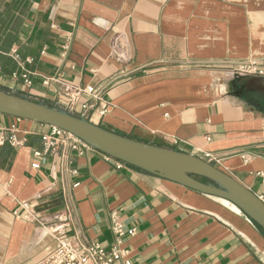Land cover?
Returning <instances> with one entry per match:
<instances>
[{"label": "crops", "instance_id": "0c3cea01", "mask_svg": "<svg viewBox=\"0 0 264 264\" xmlns=\"http://www.w3.org/2000/svg\"><path fill=\"white\" fill-rule=\"evenodd\" d=\"M117 38L127 62L111 56ZM249 58L264 68V0H0V88L63 106L61 84L45 77L94 86L106 113L90 96L81 102L92 108L72 113L208 162L212 153L264 201V108L234 72ZM50 131L0 113V264H36L55 247L46 229L15 217L23 200L48 222L69 204L68 234L106 248L117 212L136 232L115 264H264V230L231 202L95 148L47 153Z\"/></svg>", "mask_w": 264, "mask_h": 264}, {"label": "water", "instance_id": "95a60500", "mask_svg": "<svg viewBox=\"0 0 264 264\" xmlns=\"http://www.w3.org/2000/svg\"><path fill=\"white\" fill-rule=\"evenodd\" d=\"M245 89L264 94V76L242 77ZM0 113L57 126L103 153L203 194L228 200L264 230V201L205 159L108 130L84 115L27 94L0 88Z\"/></svg>", "mask_w": 264, "mask_h": 264}, {"label": "built area", "instance_id": "2783aa9c", "mask_svg": "<svg viewBox=\"0 0 264 264\" xmlns=\"http://www.w3.org/2000/svg\"><path fill=\"white\" fill-rule=\"evenodd\" d=\"M16 60H20L19 56L14 53ZM111 56L119 62L129 61L130 53L124 41L120 38L114 40L111 47ZM2 66L0 64V71ZM235 74L241 77L264 76V68L260 67L258 61L249 58L239 62L235 69ZM23 78L27 85H32V80L29 78V72L23 74ZM45 85L52 83L61 84L62 93L67 97L68 101L61 107L68 108L73 112L77 105L80 104L82 110H88L93 107L89 102H81L83 96H90L95 101H99L101 105V114L106 113L107 106L102 100L101 91L94 86H81L68 82L62 74H56L43 79ZM60 106V105H59ZM74 114V113H73ZM84 115L85 114H81ZM86 117V116H85ZM45 152L56 150L61 145L69 144L72 148L77 149L79 146L84 148H93L73 136L71 133L51 125V131L42 135ZM3 140H0L2 143ZM10 143L15 146L23 144L21 139L12 134L9 137ZM39 154V153H37ZM110 157L109 155H106ZM210 162H220V158L212 153L206 154ZM34 167H39V164H34ZM39 210L37 205L31 201L23 200L19 202L18 208L14 211L16 218L30 222H36L47 233L55 239V247L36 264H115L117 261L124 258L128 251L123 247L124 236L126 234L134 235L136 228L126 229L123 222L120 220L119 214L113 212L112 229L115 234V242L111 248H106L101 242L82 240L78 235H69L67 228L70 226L73 218L72 208L69 204L65 209L54 216L53 221L42 220L38 216Z\"/></svg>", "mask_w": 264, "mask_h": 264}, {"label": "trees", "instance_id": "16d2710c", "mask_svg": "<svg viewBox=\"0 0 264 264\" xmlns=\"http://www.w3.org/2000/svg\"><path fill=\"white\" fill-rule=\"evenodd\" d=\"M1 64V63H0ZM2 66V64H1ZM249 95L251 97H255L256 99L259 100L260 104L262 105V107L264 108V94L260 93V92H249Z\"/></svg>", "mask_w": 264, "mask_h": 264}, {"label": "bare ground", "instance_id": "6f19581e", "mask_svg": "<svg viewBox=\"0 0 264 264\" xmlns=\"http://www.w3.org/2000/svg\"><path fill=\"white\" fill-rule=\"evenodd\" d=\"M228 201V200H227Z\"/></svg>", "mask_w": 264, "mask_h": 264}]
</instances>
